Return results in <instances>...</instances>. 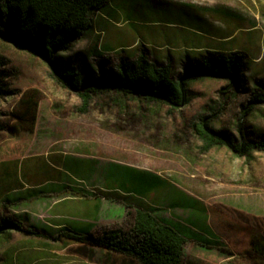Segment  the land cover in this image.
Listing matches in <instances>:
<instances>
[{
    "label": "rangeland",
    "instance_id": "1",
    "mask_svg": "<svg viewBox=\"0 0 264 264\" xmlns=\"http://www.w3.org/2000/svg\"><path fill=\"white\" fill-rule=\"evenodd\" d=\"M140 50L159 64L170 61L176 75L218 54L240 53L244 66L233 86L223 77L193 82L192 101L179 110L111 91L95 95L83 112L80 96L60 86L40 56L0 36V225L20 220L46 234L13 230L0 237V264H140L102 246L64 247L49 238L60 232L45 213L63 175L53 165L78 152L97 157L92 162L101 166L102 179L111 172L129 177L128 168L106 163L117 159L195 184L191 192L199 201L182 191L160 201L170 209L176 201L186 211L182 223L173 224L189 238L182 264H264V152L203 151L193 128L200 117L215 115V130L239 136L244 106L264 89V0H112L57 61L94 76L99 60L110 71ZM244 127L250 139L264 138V103ZM177 185L187 189L181 180ZM117 200L127 205L130 199ZM131 223L129 216L115 228L128 232ZM194 230L208 247L196 241Z\"/></svg>",
    "mask_w": 264,
    "mask_h": 264
},
{
    "label": "trees",
    "instance_id": "2",
    "mask_svg": "<svg viewBox=\"0 0 264 264\" xmlns=\"http://www.w3.org/2000/svg\"><path fill=\"white\" fill-rule=\"evenodd\" d=\"M112 0H0V36L17 46L40 56L50 67L55 81L63 88L75 92L82 100L81 111L87 112L95 95L114 91L123 97H138L149 103H159L179 110L188 106L193 98L192 83L206 77H223L233 86L244 66L240 53L208 56L194 68L185 66L176 75L170 61L159 64L140 50L135 59L120 58L116 67L108 71L99 60L98 74L85 76L74 65L64 67L57 61L59 52L69 50L92 28L94 18ZM98 53L97 47L92 49ZM102 54H100L101 56ZM229 88V87H228ZM264 103V89L255 92L244 106L237 120L239 136L213 127V116H202L193 124L202 142V150L225 146L239 157L254 150L264 152V138L250 139L245 132V119L258 104ZM74 195H88L74 191ZM128 206V204H127ZM127 214H131L130 210ZM13 230L31 236L46 234L25 227L20 220L5 219L0 225V237ZM49 238L62 246L90 244L135 258L140 264H182L189 238L174 225L159 218L148 207H137L128 232L120 228L104 229L101 234L60 231ZM202 245L210 244L203 235H196Z\"/></svg>",
    "mask_w": 264,
    "mask_h": 264
},
{
    "label": "crops",
    "instance_id": "3",
    "mask_svg": "<svg viewBox=\"0 0 264 264\" xmlns=\"http://www.w3.org/2000/svg\"><path fill=\"white\" fill-rule=\"evenodd\" d=\"M81 150L87 149L82 147ZM69 158L76 161L68 162ZM92 160L98 159L88 152H78L75 155L63 157L57 166L53 165V170L63 174L57 184L58 188L51 190L50 194L53 197L49 206L45 208V213L52 220L51 228L53 230L90 232L96 235L98 229L103 231L105 227L120 226L129 216L133 220L137 207H150L152 211L157 209L156 213L158 214L156 215L169 224L182 223L180 217L186 211L180 208L178 202L172 201L169 204L170 209L160 201L165 197L173 200L175 193L179 191L195 197L191 192L195 184L190 183L187 179L177 177H174L177 181H173L157 169L117 159H110L106 163L120 164L124 168H128L129 177L126 178L122 174L123 172L120 177L118 172L116 175L111 172L106 175L105 179H102L101 166L99 163H93ZM111 174L112 178L109 179L108 176L110 177ZM179 180L187 185V189L177 185ZM74 191H84L88 195H74L72 194ZM113 195L114 198L110 199L109 196ZM118 196L128 197L130 199L128 206L124 201L117 200ZM59 205L61 206L59 207ZM128 210L131 214H127ZM126 215L127 217H125ZM71 219L73 222L83 221L88 225L71 224L69 221ZM193 234L194 236L203 235L195 230Z\"/></svg>",
    "mask_w": 264,
    "mask_h": 264
}]
</instances>
